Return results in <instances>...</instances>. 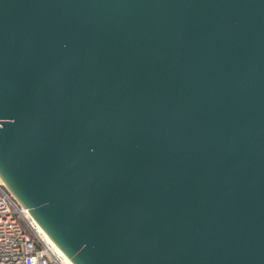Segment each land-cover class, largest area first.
<instances>
[{
	"label": "water",
	"instance_id": "1",
	"mask_svg": "<svg viewBox=\"0 0 264 264\" xmlns=\"http://www.w3.org/2000/svg\"><path fill=\"white\" fill-rule=\"evenodd\" d=\"M0 178L74 264H264V0H0Z\"/></svg>",
	"mask_w": 264,
	"mask_h": 264
},
{
	"label": "built area",
	"instance_id": "2",
	"mask_svg": "<svg viewBox=\"0 0 264 264\" xmlns=\"http://www.w3.org/2000/svg\"><path fill=\"white\" fill-rule=\"evenodd\" d=\"M0 264H60L33 219L0 178Z\"/></svg>",
	"mask_w": 264,
	"mask_h": 264
},
{
	"label": "bare ground",
	"instance_id": "3",
	"mask_svg": "<svg viewBox=\"0 0 264 264\" xmlns=\"http://www.w3.org/2000/svg\"><path fill=\"white\" fill-rule=\"evenodd\" d=\"M33 224H34L35 230L51 245L53 252L59 258L60 264H74L68 258V256L58 247V245L49 237V235L42 229V227L38 224V222H36L34 219H33Z\"/></svg>",
	"mask_w": 264,
	"mask_h": 264
}]
</instances>
